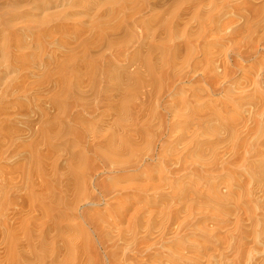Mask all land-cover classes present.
<instances>
[{
    "label": "bare ground",
    "instance_id": "6f19581e",
    "mask_svg": "<svg viewBox=\"0 0 264 264\" xmlns=\"http://www.w3.org/2000/svg\"><path fill=\"white\" fill-rule=\"evenodd\" d=\"M17 4L0 8V192L20 139V264H264V0Z\"/></svg>",
    "mask_w": 264,
    "mask_h": 264
},
{
    "label": "rangeland",
    "instance_id": "374dc122",
    "mask_svg": "<svg viewBox=\"0 0 264 264\" xmlns=\"http://www.w3.org/2000/svg\"><path fill=\"white\" fill-rule=\"evenodd\" d=\"M15 3H14V2ZM17 1H19V3L17 2ZM23 1V0H22ZM22 1H20V0H0V8H6L5 6H11V5H13V4H17V5H20V2L22 3ZM23 3H25V2H23ZM8 4V5H7ZM52 12H54V10H52ZM58 12H60V11H58ZM49 14H52L51 13V11H50V13ZM20 16V13L19 14H17V16H16V19L14 20L15 21V23L16 24H22L23 22H25L22 18H20L19 16ZM19 17V18H18ZM81 17V16H80ZM21 19V20H20ZM38 19V21H42V19H43V16H38L37 15V18L36 19H34V21L35 20H37ZM17 20V21H16ZM19 20V21H18ZM31 20H33V18H31ZM44 20V19H43ZM46 20V19H45ZM22 21V22H21ZM40 21V22H41ZM44 22V21H43ZM30 25H31V23H29ZM18 27H19V31H20V26L21 25H17ZM56 42H58V43H56ZM14 43V42H13ZM53 44H54V46L55 47H58L59 48V41H54L53 42ZM228 48V47H227ZM232 49V47H230L229 49H228V52L230 53V54H232V51H233V49ZM230 50H231V52H230ZM20 54L18 55V58L17 59H14V63H13V67L15 68V71H10L9 72V74H10V80H11V78L14 80L16 77H17V79H15L14 80V83H15V81H16V83L17 82H20L21 81V79H20V77H22V71L20 72ZM47 59V60H46ZM44 60L45 61H48V62H50V60H51V58H50V56H48V55H46V57L44 58ZM17 61V62H16ZM19 62V63H18ZM18 63V64H17ZM243 65H250V64H252L251 62H246L245 60H242V62H241ZM15 64H17V65H15ZM19 68V69H18ZM14 70V69H13ZM18 70H19V72H18ZM14 72V73H13ZM16 72V73H15ZM18 72V73H17ZM21 73V74H20ZM19 74V75H18ZM14 76V77H13ZM20 76V77H19ZM19 77V78H18ZM21 99V100H20ZM22 99L23 98H18V101H22ZM17 101V100H16ZM29 109H30V112H28L29 111ZM29 109L26 111V112H23V114H22V116H23V118L24 117H26V116H28V115H31V118L32 117H34L33 115H34V110H32V108L31 107H29ZM19 114H20V112H19ZM28 117H30V116H28ZM14 119V118H13ZM18 120L19 121H15V119L13 120L14 122H15V126H17L18 128H20V115H18ZM7 121V120H6ZM13 122V123H14ZM253 136H255V133L253 132ZM4 137H0V140H2ZM5 143H6V150H7V148L9 149V150H7V152H5L6 154L4 155V157H7L6 159H8L7 161H5V165H6V167L8 168H5L4 170H10V171H7V177H6V181H4L3 182V184L4 185H7V189H5V191L6 192H4L3 194H2V192H0V198H2L4 195V197H6L7 198V196H8V198H7V200L10 202V203H14L15 204V202H16V204L14 205V204H12L11 206H10V208H7V213H8V215H6L8 218H9V220H8V218H6V217H3V216H1L0 215V264H20V224H19V222H20V217H19V219H18V223H16V222H14V220H13V217H12V212H13V210H14V208H17V207H20V206H18V204L20 205V139L18 140H16V139H14V140H5ZM214 149H217L218 147H219V145H218V142H216V141H214L213 142V144L211 145ZM218 146V147H217ZM220 147H223V145H220ZM5 150V151H6ZM17 167V168H16ZM16 168V169H15ZM15 169V170H14ZM12 170V171H11ZM15 187V188H14ZM12 189H13V191H12ZM1 191H4L3 189L1 190ZM10 191V192H9ZM19 198V199H18ZM17 201H19V202H17ZM18 203V204H17ZM100 208H102V207H100ZM222 211H225V210H221L220 209V213H221V215H219V214H214L213 216L214 217H216L217 218V220L216 221H218L219 220V222L222 224L221 226H224V227H226L227 229H230L229 227H231V225H230V223L228 222L227 223V217L222 213ZM226 212V211H225ZM224 212V213H225ZM226 214V213H225ZM4 215H5V212H4ZM226 217V218H225ZM6 219V220H8V221H4V220ZM11 219H12V221H11ZM15 219V218H14ZM227 220V221H226ZM4 221V222H3ZM223 221V222H222ZM6 222H8V223H6ZM225 224V225H224ZM230 225V226H229ZM264 225V224H263ZM10 226V227H9ZM260 226V225H259ZM259 226H256V227H258L257 229H256V227L254 228L256 231H258L257 233H259V230H260V236L261 237H263L264 236V233H263V227L264 226H260L261 228H262V230H261V228L259 227ZM7 227H9V228H7ZM124 228V227H123ZM232 228V227H231ZM19 229V230H18ZM123 230V229H122ZM262 231V232H261ZM262 233H263V236H262ZM190 240L191 241H196L197 242V244L198 243H200V239L198 238V236H190ZM233 243V242H232ZM231 243V244H232ZM233 245V246H232ZM231 245V247L233 248V249H235L234 248V246H235V244L233 243ZM195 246H197V245H195ZM230 249V250H232L233 251V249ZM259 248V250L260 251H264L263 249H264V247L263 246H261L260 245V247H258ZM230 250H228V251H230ZM235 252H236V250H235ZM228 253H230V252H228ZM232 253V252H231ZM234 253V252H233ZM231 254L232 256H234V261L236 260V262H241L240 260H238L239 258L236 256V254L234 255V254ZM229 255L230 254H228V258L230 259V257H229ZM232 256H231V259L233 260V258H232ZM237 257V258H236ZM236 258V259H235ZM230 259V260H231ZM229 260V261H230ZM231 260V262H233ZM228 261V262H229Z\"/></svg>",
    "mask_w": 264,
    "mask_h": 264
}]
</instances>
